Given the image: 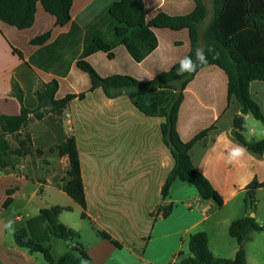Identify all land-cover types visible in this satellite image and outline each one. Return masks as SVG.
<instances>
[{
  "label": "crops",
  "instance_id": "obj_1",
  "mask_svg": "<svg viewBox=\"0 0 264 264\" xmlns=\"http://www.w3.org/2000/svg\"><path fill=\"white\" fill-rule=\"evenodd\" d=\"M118 1L74 0L71 20L62 28L42 9H38L30 30L19 31L0 23V115H18L21 111L18 99L12 95L13 81L23 89L24 104L30 109L38 106L36 90L53 79L60 83L62 97L67 92L85 93L84 98L72 100L60 116L49 113L42 120L30 116L21 131L6 136L15 149L19 138L30 135L32 151L25 156H13L7 167H0V264H43L36 255L39 253L30 254L18 247L9 235L12 230L14 234L17 224H23L37 242L51 245L53 240L59 239H49L46 220L40 214L42 208L70 207L69 211L78 209L82 215V207L62 189L69 168L68 158L51 152L69 136H75L81 160L87 201V216H81L82 222L88 220L97 234L89 243L66 242L67 251L76 244L87 251L90 260L82 264H114L117 249L125 247L139 264H169L170 259L177 258L182 251L188 235L196 230L208 234L216 257L231 259L216 254L211 231L220 226L229 229L236 220L233 216L222 214L213 225L207 226L219 210L213 201L202 199L189 182L177 180L169 197L166 200L162 197V187L175 163L162 138L164 118L140 111L125 91L108 97L102 88L90 90L89 75L77 66V62L84 59L101 76L130 75L141 81L168 71L190 52L189 29L150 27V21L160 13L186 16L194 10L195 1L142 0L145 24L130 27L126 40L117 35L116 28L122 24L110 13V8ZM212 1L203 0L207 8V15L199 25L203 49L204 32L213 18ZM49 30L51 36L47 42L39 46L31 44L34 37ZM99 41L109 48L99 49ZM250 94L264 113V81L251 82ZM183 95L178 118L183 141L215 125L208 136L193 145L190 153L194 165L222 196L221 209L235 208L238 215L243 214L239 218L254 213L261 223L264 214L258 204L264 188L257 192L258 203L253 211L246 208L244 191L254 180L264 182V154L248 150L232 134L234 119L241 115L242 107L235 96L228 98L225 71L218 66L202 68ZM245 119L247 140H262L264 125L251 113L246 114ZM237 146L245 151L234 158L232 153ZM12 189V201L5 207L8 191ZM19 201L25 204L13 208ZM168 204H172V212L164 218L159 207ZM64 212L68 211L60 214L59 221L79 230L80 239L84 228L81 224L78 228L77 222L69 217H62ZM143 213L149 214L151 220L148 228L141 230L135 219H140ZM100 230L110 233L122 248L101 238ZM147 233L152 234L147 248L160 243L154 246L153 257L137 255L130 247L133 239L140 240ZM237 250L238 247L233 250L232 258Z\"/></svg>",
  "mask_w": 264,
  "mask_h": 264
},
{
  "label": "trees",
  "instance_id": "obj_2",
  "mask_svg": "<svg viewBox=\"0 0 264 264\" xmlns=\"http://www.w3.org/2000/svg\"><path fill=\"white\" fill-rule=\"evenodd\" d=\"M74 0H0V23L19 31L30 30L35 23L38 9L55 18L56 26L65 27L71 20ZM194 10L186 16H168L157 14L150 21V27L171 29L188 28L190 32V52L195 60V51L201 47L199 25L207 15V8L203 0H194ZM213 18L205 29L203 41L207 62L197 64L196 71L177 75L179 62L168 71L156 75L148 81L138 80L130 75L113 74L101 76L87 61L80 59L77 66L89 75L90 90L102 88L108 97H116L125 91L134 105L148 116L164 118L161 123V133L164 144L169 148L174 166L169 172L162 187V197L166 200L170 195L172 185L177 180L191 183L204 200L213 201L217 207L224 206V200L194 165L191 149L193 145L209 135L215 129L210 126L197 133L191 140L183 141L178 131V118L181 103L184 99L183 91L196 73L202 68L218 66L228 77V98L235 96L241 104L242 113H251L264 125V113L250 94V83L255 80L264 81V0H213ZM110 13L122 26L116 28L117 35L126 40L130 27H141L145 24L144 4L142 0H120L110 8ZM124 24V26H123ZM51 31H46L31 40L33 46H39L48 41ZM98 48L105 50L109 45L99 41ZM211 48L212 51H208ZM14 52L23 57L17 49ZM60 83L53 79L44 88L36 90L35 96L38 106L30 109L24 104V91L16 82H12V95L15 96L21 111L18 115H0V167L9 165L13 156H25L31 153L32 138L30 135L18 139V147H11L6 139L8 134H16L28 123L30 116L42 120L47 114L60 116L68 104L76 97L84 98L85 93L79 95L67 92L60 95ZM245 117L238 115L234 119L232 134L253 153L264 154V138L258 141H248ZM51 152L60 157H67L69 168L63 178L62 189L82 209V217L86 218L87 206L84 183L82 178L81 160L75 136H69L61 144L53 147ZM37 153H42L37 150ZM264 188V182L252 181L245 189L246 208L255 210L258 199L257 192ZM13 189L8 191V198L4 204L7 207L11 201ZM172 204L160 206L162 216L167 218L172 212ZM70 207L52 206L42 208L40 214L44 217L49 231V239L59 238L66 242H73L79 237L78 231L59 221L63 211ZM153 216V214H152ZM264 226L250 214L232 221L229 234L238 242L239 248L234 258L224 259L215 257L209 245L206 232L191 233L187 239L189 254L180 251L178 264H247V254L244 246L251 240V233L262 231ZM101 238L111 241L117 248L122 244L107 231L100 230ZM15 244L26 249L30 254L39 253L44 257L43 264H82L90 260V256L81 244L71 246L61 256L53 254L50 244L34 240L23 224H17L14 231Z\"/></svg>",
  "mask_w": 264,
  "mask_h": 264
},
{
  "label": "rangeland",
  "instance_id": "obj_3",
  "mask_svg": "<svg viewBox=\"0 0 264 264\" xmlns=\"http://www.w3.org/2000/svg\"><path fill=\"white\" fill-rule=\"evenodd\" d=\"M260 196H262V197H260V202L258 204V208L264 214V192H261ZM24 204H25L24 202L19 201L18 204H16L17 206H14L13 208H16V207H18L20 205H24ZM215 206L217 207L216 204H215ZM221 208L217 207V209L219 211L217 212V214H215V216L210 221H208L206 223L207 226L213 225L214 221L217 219V217L222 215V214L228 215V216H233V218H235V219H237L243 215L242 213H239V215H238V213H236L235 208H232V207H228V208H224V209H221ZM64 216L69 217L71 220H73L72 222H77L76 226L78 228H79L80 224L82 225V228H84V231H82L80 233V235H81L80 239L79 238L75 239L74 240L75 242L89 243V242H91L92 239H94V238L96 239L97 234L94 232L93 227L90 224V222L88 220H84V222H82L83 219L81 218V211L80 210L76 209L75 211L64 212L62 217H64ZM150 220H151L150 215L143 213V215L140 217V219H138V218L135 219V222L137 221V226L139 227V229L144 230L145 228H148V226L150 225V223H149ZM171 221L175 223V220H173V218ZM261 224H262V226H264V221H262ZM12 231L9 233V235L14 238V234ZM137 231H138V229H137ZM196 231H194V232H196ZM211 232H212L211 233L212 246H213L216 254H220L222 256H227V257L232 258L233 257L232 256L233 250L236 247L239 248V245H238L237 240L230 236L229 229L227 228V226H220L218 230L214 229ZM151 235H152L151 233L150 234L147 233L144 236H142V238L140 237V240L137 237L135 239H133V241H132L133 243H131V245H130L131 249L133 251H135L137 253V255L140 254L142 256L144 255V256H148V257H153L152 256L153 255V248H154V246L160 245V243L156 242L154 244L149 245V247L147 248V243L149 242ZM189 235H188V237H189ZM51 245H52L53 254L56 256H60V255L64 254L68 248L66 241H64L62 239L53 240ZM244 249H245L246 254L248 256L247 259H249L248 264H264V229L262 231L252 232L251 233V240L246 243V245L244 246ZM181 250L184 251L185 253L189 254L188 241H186V243L182 246ZM36 255H38L39 260L44 263V257L41 254H36ZM217 258H219V257H217ZM113 262H115L114 264H139L140 263V261L132 255L131 250L128 247H125L122 249H117L116 253L113 256ZM176 262H177V258L174 257V258L170 259L169 264H178Z\"/></svg>",
  "mask_w": 264,
  "mask_h": 264
},
{
  "label": "clouds",
  "instance_id": "obj_4",
  "mask_svg": "<svg viewBox=\"0 0 264 264\" xmlns=\"http://www.w3.org/2000/svg\"><path fill=\"white\" fill-rule=\"evenodd\" d=\"M208 51H212L211 48ZM195 60L191 56H185L179 61V68L177 69V75H184L185 73H191L196 71L197 64H204L207 62V57L205 55V50L202 47H197L195 51ZM244 149L240 146H237L232 153V156L239 157L243 155ZM11 223V222H10ZM10 223L8 226H10Z\"/></svg>",
  "mask_w": 264,
  "mask_h": 264
},
{
  "label": "water",
  "instance_id": "obj_5",
  "mask_svg": "<svg viewBox=\"0 0 264 264\" xmlns=\"http://www.w3.org/2000/svg\"><path fill=\"white\" fill-rule=\"evenodd\" d=\"M241 115H242L243 117H245V116H246V114H245V113H241ZM250 216H251V217H255V214H254V213H252Z\"/></svg>",
  "mask_w": 264,
  "mask_h": 264
}]
</instances>
